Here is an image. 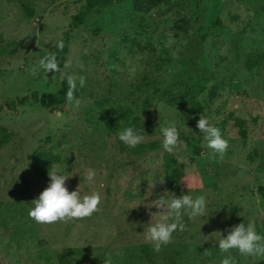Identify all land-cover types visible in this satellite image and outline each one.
Here are the masks:
<instances>
[{
    "label": "rangeland",
    "instance_id": "1",
    "mask_svg": "<svg viewBox=\"0 0 264 264\" xmlns=\"http://www.w3.org/2000/svg\"><path fill=\"white\" fill-rule=\"evenodd\" d=\"M84 2L0 0V264H220L228 253L216 247L215 232L244 220L264 234L257 192L264 186V0H199L196 16L195 0H126L96 7L69 29ZM67 30L59 70L45 74L36 61L53 54ZM64 74L85 78L73 102H16L32 91L55 93ZM198 114L228 140L222 157L207 148ZM235 117L244 119L245 137ZM170 121L180 141L171 153L160 143ZM129 126L142 129L138 144L155 149L137 153L120 142L117 133ZM41 151L57 157L50 169L71 175L69 191L101 193L97 212L52 223L29 218L49 181L32 169ZM165 190L204 194L209 213L185 217V230L157 252L143 225L158 219L150 202ZM232 255L236 264L264 262Z\"/></svg>",
    "mask_w": 264,
    "mask_h": 264
},
{
    "label": "clouds",
    "instance_id": "2",
    "mask_svg": "<svg viewBox=\"0 0 264 264\" xmlns=\"http://www.w3.org/2000/svg\"><path fill=\"white\" fill-rule=\"evenodd\" d=\"M57 48H63V42L59 41ZM37 68L45 74L58 71L56 56L46 54L39 57L36 61ZM68 64H65L67 67ZM69 90L66 94V100L73 102V92L79 87H83L85 78L83 76L67 77ZM196 128L203 135L206 146L213 153L222 157L228 148V140L224 138L218 127L209 123L208 119L199 116L196 122ZM142 129H136L131 126L123 128L117 133V139L128 147H135L141 142ZM161 147L165 152H173L178 145L179 132L174 121L166 122L165 126L160 127ZM49 178L47 186L31 201V207L28 210L29 218L37 223H52L57 220H74L84 217H90L99 210L101 204V193L93 190L90 193L81 194L78 188L69 191L66 186V179L69 175L60 165L49 168L47 171ZM85 180L92 183L95 178V170L88 168L85 174ZM164 179H156L155 183L163 184ZM154 186L152 180L149 189ZM187 187V185H186ZM170 193V195H165ZM160 213L158 219L154 222H148L143 225L144 240L151 243L154 251H159L162 245H167L176 231L185 230V217L192 219L195 217H205L208 215V204L204 194L193 197L187 192L177 196L175 193L165 190L150 202ZM216 243V247L222 253H228L220 260V264H236L235 257L232 255L234 250L243 257L264 256V235L259 233L254 222L249 221L232 225L226 234L221 235Z\"/></svg>",
    "mask_w": 264,
    "mask_h": 264
},
{
    "label": "trees",
    "instance_id": "3",
    "mask_svg": "<svg viewBox=\"0 0 264 264\" xmlns=\"http://www.w3.org/2000/svg\"><path fill=\"white\" fill-rule=\"evenodd\" d=\"M126 0H85L84 4L82 7L78 10V12L72 17L71 22L69 24V29L76 27L83 23V21L86 19V17L96 8V7H110L114 4H120ZM198 3L199 0H195L191 12L193 16L197 15L198 12ZM22 8L28 16H32V8L28 4L21 3ZM64 31L62 34V42H63V48L59 49H52L53 50V55L57 56L60 53L66 52L67 47H68V32ZM69 90V86L67 84V74L63 75V79L61 82L60 88L55 92V93H49V92H44V93H37L36 91H32L29 95H25L21 98H18L16 102L18 104H23L26 100H30L35 103H39L40 105H44L50 108H56L58 105L63 104L66 101V94ZM10 108H14L13 104L14 102L9 103ZM195 116V115H194ZM196 116H199L196 115ZM236 126L238 127V132L240 136L245 137V132L243 130V125L245 123L244 119L241 118H233ZM184 140L186 143L192 148V150L197 153L198 148L196 145H194L188 137H184ZM156 144L151 142L148 144H137L135 147H132V149L137 152L141 153L144 150H153L155 149ZM58 161L57 157L49 152H36L35 154L32 155L31 158V163H32V169L34 173L36 174V177L38 179H46L49 180L47 171L50 168V166ZM257 192L260 195L261 198H264V186H259L257 188ZM260 233V232H259ZM264 235L263 233H261ZM261 264H264L261 263Z\"/></svg>",
    "mask_w": 264,
    "mask_h": 264
}]
</instances>
